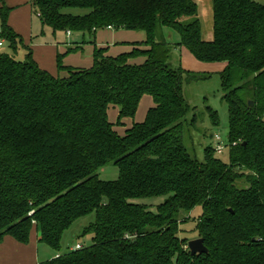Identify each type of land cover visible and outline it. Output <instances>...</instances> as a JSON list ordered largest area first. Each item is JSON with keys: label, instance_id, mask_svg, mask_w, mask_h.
Instances as JSON below:
<instances>
[{"label": "trees", "instance_id": "1", "mask_svg": "<svg viewBox=\"0 0 264 264\" xmlns=\"http://www.w3.org/2000/svg\"><path fill=\"white\" fill-rule=\"evenodd\" d=\"M211 3L207 41L195 0H32L54 31L145 34L113 55L94 46L88 68L63 65L58 54L56 76L28 47L16 57L22 39L6 23L9 8L0 9L10 52L0 50V243L10 236L26 244L35 226L39 240L59 250L63 233L94 213L82 233L89 246L39 264H264V0ZM160 26L178 30V46L198 59L225 64L228 163L210 146L200 161L184 144L182 85L204 76L171 66L169 43L156 38ZM144 95L153 104L134 122ZM109 106L118 109L114 122ZM206 110L215 123L216 111ZM108 164L118 167L114 180L98 176ZM152 197H164L155 211L134 201ZM197 205L196 238L207 252L191 255L178 225Z\"/></svg>", "mask_w": 264, "mask_h": 264}, {"label": "rangeland", "instance_id": "2", "mask_svg": "<svg viewBox=\"0 0 264 264\" xmlns=\"http://www.w3.org/2000/svg\"><path fill=\"white\" fill-rule=\"evenodd\" d=\"M195 1L197 3L198 9L197 16L201 26V37L203 40H211L213 37V14L211 0ZM64 11L71 14H82L84 9L66 8ZM98 31L101 32L100 34H103L105 30L103 29L102 31ZM112 31V39L109 41L111 48H113V43H116L121 39L134 42L141 40L143 37L142 34L145 37V34L142 31H130L125 29H112ZM108 33L109 32L106 31V35H108ZM63 34H65V32H63ZM69 34L72 35V39L69 40L71 42L85 41V43L89 44L95 42L96 40V36L89 32L69 31ZM156 38L158 40L162 39V41L169 43L168 45L170 47V53L168 62L172 67L180 68L186 72L194 73L199 76H204L202 77L204 79H198L188 83L184 82L182 85L183 95L189 106L185 116V121L183 123V140L186 148L188 149L189 153H191V155L196 157L198 160L203 161L204 148L210 146L214 149V155L216 157L221 159L223 162L228 163L229 151L227 147V104L222 99L221 90V71L223 70L225 64L223 62H208L200 60L190 50L186 49L185 47H179L177 43L181 39L180 33L178 30L170 26L157 27ZM126 45V42H122L118 44L116 48ZM5 48H8V46H5ZM16 57L20 59L23 58V56ZM149 99L150 96L145 95L141 98L135 117L132 119L134 122H140L145 118L146 110L149 107ZM207 107H210L212 110L216 111L217 120L215 123L212 121L210 113L207 112ZM117 110L118 109L116 107L109 106L108 117L110 121H115L118 113ZM262 120L264 121V114L262 116ZM127 124H129V122H127ZM117 129L121 128L118 127ZM216 136L219 137L218 140H216ZM218 145L222 147L219 151L220 153L217 150ZM97 173L99 178L102 180H114L118 177V167L113 164H108L98 169ZM163 199L164 197H152L136 199L134 201L150 205V209L155 211L156 205L161 203ZM201 212L202 207L197 205L184 215L188 218L178 225V236L180 238L185 237L189 240L196 238V224ZM94 218V213H91L77 219L63 233L60 249L53 250L50 247L48 248L50 253H52V255L49 254V256L54 257L58 254H63L71 250V248L76 243H79L84 247L89 246L91 244L90 235L82 233L85 227L94 222Z\"/></svg>", "mask_w": 264, "mask_h": 264}, {"label": "crops", "instance_id": "3", "mask_svg": "<svg viewBox=\"0 0 264 264\" xmlns=\"http://www.w3.org/2000/svg\"><path fill=\"white\" fill-rule=\"evenodd\" d=\"M3 6L9 8L6 18L7 25L20 36L24 46L18 51L17 56L24 57L27 52L26 47L30 48L32 58L37 65L54 76L59 74L56 66V57L58 54L63 55V65L88 68L92 64L94 46L107 48L108 53L112 55L130 48V44L128 43L131 42L125 39L118 40L116 43H113V48L110 47L109 41L112 39L113 28H105L103 34H100L101 32L97 30L98 32H95L97 33L95 34V45L93 43L87 44L85 41H83L84 43L82 41L71 42L69 40L72 39V35L67 30L54 31L51 27L41 22L40 17L33 10L32 0H0V9ZM99 30L102 31L103 29ZM106 31L109 32L108 35H106ZM142 36L139 41L144 40L145 37L143 34ZM122 42H126L127 45L116 48ZM5 46L8 45L4 40L1 51H9ZM67 51L69 52L66 53ZM60 73L62 75L64 74V72ZM152 104L153 101L150 97L149 107ZM48 248L46 244L39 240L38 231L33 226L30 231L29 241L26 244L19 243L10 236L4 237L0 243V264H39V262L53 257L49 256L52 253H50Z\"/></svg>", "mask_w": 264, "mask_h": 264}, {"label": "water", "instance_id": "4", "mask_svg": "<svg viewBox=\"0 0 264 264\" xmlns=\"http://www.w3.org/2000/svg\"><path fill=\"white\" fill-rule=\"evenodd\" d=\"M248 104L250 106L253 105L252 101H249ZM187 247L190 250L191 255L206 253L207 248L203 244V240L201 238H194L188 241Z\"/></svg>", "mask_w": 264, "mask_h": 264}, {"label": "built area", "instance_id": "5", "mask_svg": "<svg viewBox=\"0 0 264 264\" xmlns=\"http://www.w3.org/2000/svg\"><path fill=\"white\" fill-rule=\"evenodd\" d=\"M68 33H69V31H68ZM3 45H4V39L0 38V50L3 48ZM215 138H216V140L219 139L218 136H216ZM221 148H222V147H221L220 145L217 146V150H218V152L221 150ZM219 153H220V152H219ZM79 248H81V245H80L79 243H76V244L74 245V247H73V249H79Z\"/></svg>", "mask_w": 264, "mask_h": 264}]
</instances>
